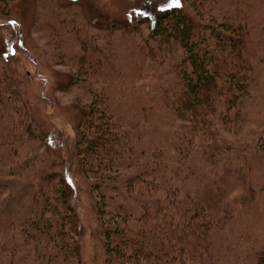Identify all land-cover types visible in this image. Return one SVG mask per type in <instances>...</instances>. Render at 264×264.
<instances>
[{
	"label": "trees",
	"instance_id": "obj_1",
	"mask_svg": "<svg viewBox=\"0 0 264 264\" xmlns=\"http://www.w3.org/2000/svg\"><path fill=\"white\" fill-rule=\"evenodd\" d=\"M12 1L0 0V171H8L7 180L0 175V264H81L82 225L60 173L37 175L23 205L6 192L9 182L23 177L20 168L11 171L18 165L19 136L47 145L15 79L23 28ZM184 1L187 7L151 10L135 23L93 21L90 35L72 2L49 6L38 20L36 32L48 40L43 48L58 64L72 65L71 87L87 88L91 96L81 107L71 148L92 182L104 264H244V254L250 264H264V135L243 148L221 137L236 135L243 123L256 49L264 43V0ZM125 53L133 58L130 73ZM136 60L169 66L151 99L181 128L173 145L164 136H146L135 147L113 121L110 102L118 96L85 85L114 80L133 88L143 76ZM195 141L215 186L222 171L233 170L251 183L253 196L232 199L213 215L188 185L181 192L179 178L198 177Z\"/></svg>",
	"mask_w": 264,
	"mask_h": 264
},
{
	"label": "rangeland",
	"instance_id": "obj_2",
	"mask_svg": "<svg viewBox=\"0 0 264 264\" xmlns=\"http://www.w3.org/2000/svg\"><path fill=\"white\" fill-rule=\"evenodd\" d=\"M12 2L10 9L20 20L23 28L17 36V39L20 37L21 42L16 41L20 67L15 79L19 78L24 102L34 114L35 122L40 125L38 132L41 133L42 138L47 137V145L27 139L25 142V138L19 136L18 140L21 142L14 144L18 155L14 159L18 161V165L11 171L17 170L18 167L19 174L23 177L9 182L6 192L12 193L17 205H23L31 197V189L28 186L32 185L37 175L48 172L60 173L71 189L73 203L82 225L77 242L81 264H104L102 238L90 190L92 182H88L83 175L81 161L75 157L71 148L74 129L81 120V107L89 103L91 96L87 93V88L71 87L76 74L74 67L70 64H58L50 50L43 48L46 47L45 43H48V40L44 35L41 36L36 32L37 24L43 17L42 12L47 11L49 6L72 2L77 5L78 12L83 17L82 26H86L85 34L90 35L94 30L89 28L88 24H93V21L99 24L135 23L141 15L148 14L146 12L166 7L169 0H18V2L13 0ZM185 4L184 0H178V4L172 3L178 8ZM263 4L261 7L263 6L264 9ZM13 15L11 14V17ZM96 44L99 48L102 46L99 39ZM259 44V48L256 49L257 59L253 61L254 71L249 95L241 108L243 123L236 135L221 134V137L230 144L240 148L253 145L258 137L264 135V43ZM124 60L127 66L126 73H130L134 67L133 58L125 53ZM136 61L143 66V76L133 88L126 86L124 89L114 80L98 82L91 80L90 85L84 84L97 91H102L103 88L102 92L110 97L118 96L120 100L114 97L115 100L110 102L114 108L113 121L117 123L119 130L129 132L135 147H137L136 143L147 141L146 136L152 138L164 136L165 142L173 145L174 138L180 132L178 129L181 128L176 125L177 122L160 112L157 107L160 104H157L155 99H151L154 88L168 74L169 66L167 64L159 66L147 60ZM64 87H68L69 90L62 91L61 88ZM139 137L141 141L138 142L136 140ZM194 147L195 151H192L197 156L192 166H197L195 170L198 177L196 181H184L179 178L181 192L187 191L188 185L190 193L213 215H219L226 206H229L232 199H246L253 196L254 187L251 183L233 170L222 171L219 184L215 186L213 180L208 179L206 175L210 169L209 164L204 163L198 155L201 143L195 141ZM7 173L6 170L0 171V175L6 180ZM262 206L264 208V204ZM242 257L244 264H250L245 254Z\"/></svg>",
	"mask_w": 264,
	"mask_h": 264
},
{
	"label": "snow or ice",
	"instance_id": "obj_3",
	"mask_svg": "<svg viewBox=\"0 0 264 264\" xmlns=\"http://www.w3.org/2000/svg\"><path fill=\"white\" fill-rule=\"evenodd\" d=\"M172 3H177L178 4V0H169V3L167 4V7H170L172 5ZM163 10V9H161Z\"/></svg>",
	"mask_w": 264,
	"mask_h": 264
}]
</instances>
